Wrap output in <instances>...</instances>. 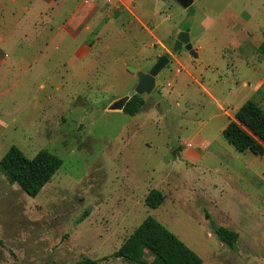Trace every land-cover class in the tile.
<instances>
[{"label": "rangeland", "instance_id": "rangeland-1", "mask_svg": "<svg viewBox=\"0 0 264 264\" xmlns=\"http://www.w3.org/2000/svg\"><path fill=\"white\" fill-rule=\"evenodd\" d=\"M18 2L0 0V161L17 146L63 163L36 197L0 172V264H133L116 254L147 217L203 264H264V156L239 153L222 135L245 102L264 110V0H194L189 9L136 0L141 22L115 23L102 8L91 82L69 79L64 65H79L72 52H44L40 0ZM186 28L196 58L173 52ZM165 53L144 109L110 110L136 87L128 67L146 73ZM152 189L165 196L156 209L145 203ZM213 224L238 233L236 249Z\"/></svg>", "mask_w": 264, "mask_h": 264}, {"label": "trees", "instance_id": "trees-1", "mask_svg": "<svg viewBox=\"0 0 264 264\" xmlns=\"http://www.w3.org/2000/svg\"><path fill=\"white\" fill-rule=\"evenodd\" d=\"M264 56V42L259 46ZM145 106L140 95L133 96L125 105L123 113L135 116ZM224 139L239 153L251 152L264 156V110L255 102H245L222 131ZM62 160L46 150L39 151L32 159L17 146H12L0 161V172L10 184L19 187L31 197H36L51 181L62 166ZM165 202L164 194L157 189L149 191L145 203L156 209ZM89 212H86V215ZM212 229L222 243L236 249L238 233L228 228L212 225ZM133 264H203V260L187 247L175 234L153 217H147L122 244L116 256ZM106 259V258H105ZM78 264H98L89 258Z\"/></svg>", "mask_w": 264, "mask_h": 264}, {"label": "crops", "instance_id": "crops-1", "mask_svg": "<svg viewBox=\"0 0 264 264\" xmlns=\"http://www.w3.org/2000/svg\"><path fill=\"white\" fill-rule=\"evenodd\" d=\"M135 1L40 0L34 14V25L38 26L40 22H43L40 34L45 30L48 31L46 37L49 39L45 44L44 52L51 49L53 50L51 54L54 53L57 58L61 57L62 54L72 52V59H75L79 65L77 67L74 65L69 67L68 63L64 65L69 79L72 82L75 79L77 82L81 79L91 82L93 78L92 71L98 67L99 60L94 58L93 61H90L92 55L97 52L101 40L97 33L98 22L105 16L113 19L115 23H119L124 17L130 18L129 16L135 17L141 22L133 10L134 7H137ZM11 3L15 6L19 5L18 0H11ZM29 4L32 6V2L29 1ZM30 5H25L24 13L30 12ZM102 8L108 9V11L106 10L107 15L100 18V15L104 12ZM147 32L150 37L155 39L151 31L147 30ZM91 35H94L95 38H92ZM133 59H138L137 55H134ZM137 69L142 70L141 67H137ZM182 154L190 156L194 152L189 149Z\"/></svg>", "mask_w": 264, "mask_h": 264}, {"label": "water", "instance_id": "water-1", "mask_svg": "<svg viewBox=\"0 0 264 264\" xmlns=\"http://www.w3.org/2000/svg\"><path fill=\"white\" fill-rule=\"evenodd\" d=\"M177 2L184 9H189L193 5L194 0H177ZM183 49L188 51L189 54L194 58L198 56L190 42V30L188 28H186L178 35L173 47V52L177 55H180ZM169 63L170 55L168 53H165L162 57L158 59L157 63L146 73L138 70L137 68L129 66L128 70L137 75L138 83L136 87L129 92L128 95L113 102L109 109L115 111H123L125 105L133 96L150 95L156 89V80L158 75L160 74V72H162L163 69L167 67ZM119 257H122V254H119Z\"/></svg>", "mask_w": 264, "mask_h": 264}]
</instances>
